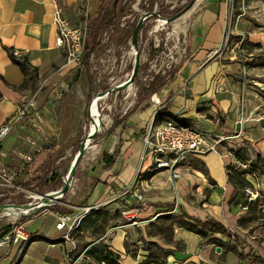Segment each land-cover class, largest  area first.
Masks as SVG:
<instances>
[{
  "label": "crops",
  "instance_id": "1",
  "mask_svg": "<svg viewBox=\"0 0 264 264\" xmlns=\"http://www.w3.org/2000/svg\"><path fill=\"white\" fill-rule=\"evenodd\" d=\"M103 2L105 0H0V125L14 113L21 100L35 91L40 89L38 102L42 109H46L55 87L60 86L65 91V79L70 70L61 69L66 61V52L56 45L53 18L57 8H62L73 22L82 23L84 16L98 12ZM215 18L217 15L209 11L199 21L197 19L199 31L193 39L192 60L169 85L155 93L162 105H156L150 98V105L114 125L116 134L111 137V143L117 146L121 142L119 155L96 180L91 177L92 183L84 184L85 188L89 186V191L82 190L77 205L66 203L75 210L66 212L53 205L27 217L22 221L25 230L40 236L28 242L23 254L20 253L23 240L1 243L0 264H67L65 252L72 245L54 238L60 234L55 227L56 212L68 213L75 218L82 216L76 231L80 235V239L76 238L77 249H84L80 247L82 241L86 242L84 247L93 246L81 264H103V260L98 258L101 251L98 253L96 249H103L105 254L110 252L118 264H245L254 256L252 254L264 258L261 246L250 254L244 251L247 256L240 259L236 253L225 251L219 245L221 241H230L229 237L219 233L203 236L177 225L173 243L163 244L167 252L165 257L160 262H147L145 253L127 248L130 232L127 227L132 226H122L117 219L127 207L140 206V216L147 217L166 209L163 205L175 204L176 208L180 205L181 211L192 216L215 218L232 228L227 223L230 209L228 205L221 204L220 192L221 188L229 189L226 164L234 161L229 155L225 156V142L219 151L188 155L178 167L181 173L176 179L169 170L153 171L151 159L141 161L146 129L155 120L173 119L206 131L213 139L234 135L240 129V113L243 111L245 124H250L254 116L264 122V97L255 92L256 79H246L245 64L232 57L226 61L215 58L216 53L209 56L221 41V23L214 24ZM209 25L213 26L209 29ZM14 48L22 52L21 58L12 55ZM19 61L26 62L28 72ZM219 85L223 86V91H217ZM62 103L57 101L50 115L57 125L56 107ZM159 109L161 112L158 114ZM261 129L264 130V125ZM260 133L263 134L262 131ZM248 134L249 144L258 145L264 152V137L251 129ZM16 135L14 132L7 138L6 149L12 146ZM233 139L241 140L231 138L227 141ZM192 161L201 163L203 169ZM141 167L140 190L144 191V199L139 205L135 191L128 186ZM206 188L209 190V202L205 207L194 206L192 202L185 206L189 195H200ZM63 202L62 199L57 205L61 206ZM86 208L91 211L86 213ZM176 208L173 212L177 211ZM165 213L168 212H160V215ZM100 224L102 226L98 227ZM111 227L117 228L109 239L97 243L98 237Z\"/></svg>",
  "mask_w": 264,
  "mask_h": 264
},
{
  "label": "rangeland",
  "instance_id": "2",
  "mask_svg": "<svg viewBox=\"0 0 264 264\" xmlns=\"http://www.w3.org/2000/svg\"><path fill=\"white\" fill-rule=\"evenodd\" d=\"M153 1L154 4L151 0H122L117 9L120 26L118 29L104 31L99 48L90 56L89 68L83 64L77 71L67 72L65 91L58 100V103H63L56 107L59 131L55 140L22 171L20 183L24 191L14 193L10 189H1L0 192L4 194L0 196V204H27L34 200L31 195L60 189L81 143L88 138L90 127L94 130L104 121L95 137L91 141L87 140L90 146L75 171L70 191L62 197L63 204H54L66 212L75 210L66 203L77 205L82 190L89 191V186L85 188L84 184L92 183L91 177L96 180L111 163V156L116 148L111 143V137L116 134L114 125L150 105V98L153 101V95L169 85L192 60L193 39L199 31L196 26L197 19L199 21L209 11L217 15L214 24L221 23V41L214 50L217 51L215 58L226 61L232 57L245 64L246 79H256L258 83L254 86L255 92L264 97V0H195L194 5L181 16L165 23L162 18H170L185 10L192 0ZM111 4L112 0L104 2L106 12L112 10ZM149 11H155L157 15L148 17L140 31L141 64L138 75L129 88L118 91L117 86L131 77L135 64L133 29ZM88 20L89 16H84L81 22L87 24L89 43L91 23ZM211 26L213 25L208 28ZM155 76L162 78V84H152ZM108 90V96L98 102L99 112L96 111V105L91 108L90 114L95 119L99 117L91 126L90 106L95 98ZM250 122L245 124V121L241 140L224 141L223 150L227 153L225 156L229 155L234 159L226 164V171L230 172L238 185L229 183L228 190L220 189L223 199L221 204L228 205L230 209L227 223L237 234V243L246 254L254 249L258 250L259 246L264 248V161L257 158L258 155L264 157V152L258 145H250L246 138L250 129L259 134L262 131L263 138L264 130L261 126L264 122L261 123V118L255 116ZM238 150L248 157L246 161L235 156V151ZM194 165L203 169L201 163ZM146 194L145 192V197ZM208 200L209 190L206 188L200 195H189L185 206L192 202L194 206L205 207ZM139 205H142L141 202ZM176 213L180 215V212ZM32 214V210L22 213L20 209L0 212V235L8 233L13 226ZM164 216L160 212L147 217L140 216V223L127 227L130 231L127 235V248L145 253V260L151 255L161 259L163 253L160 248H164L163 244L173 243L174 230L180 220ZM117 219L120 225L126 223L123 215H119ZM75 236L80 239L77 232ZM85 245V241L80 243L81 248H86Z\"/></svg>",
  "mask_w": 264,
  "mask_h": 264
},
{
  "label": "built area",
  "instance_id": "3",
  "mask_svg": "<svg viewBox=\"0 0 264 264\" xmlns=\"http://www.w3.org/2000/svg\"><path fill=\"white\" fill-rule=\"evenodd\" d=\"M53 23L56 26V45L66 52V61L61 69L67 68L68 70L77 71L84 64L88 37L87 24L73 22L62 8H57L55 11ZM216 52L211 51L209 56ZM11 53L15 57L21 58L22 56V52L19 49L14 48ZM223 90V86L219 85L217 91ZM39 92L40 89L21 100L17 104L14 113L0 125V191L1 189H10L14 193L24 191L20 183L22 171L53 143L59 131V125L52 121L50 115L53 106L63 97L64 89L60 86L54 88L48 98L46 109H42L39 105ZM109 93L110 91L108 90L103 95H100L97 102L104 99ZM152 98L156 105H162V101L156 98L155 94ZM159 111L160 109L157 110V113ZM245 121L246 118L243 111L240 113L239 120L241 129L234 135L221 136L216 139L211 138L206 131L180 124L173 119L160 122H156V120L152 121L148 125L144 135L141 161L143 163L147 159H151L153 171L166 169L171 171L173 177H177L180 175L178 167L188 155H201L211 151H219V147L224 141L242 137ZM14 132L17 134L16 138L12 146L6 149V140ZM37 134L41 137L39 138ZM141 177L142 167L137 170L132 182L128 186V189L135 191L138 202H142L144 199V193L140 190ZM3 194L0 192V196ZM31 196L34 197L33 201H37L38 198L36 197L39 195ZM90 211L89 208L85 210L86 213ZM140 212V206L125 208L122 211V215L126 219V223L122 226L140 223ZM55 214L57 218L55 227L60 234L54 238L65 243H71L72 245L65 252L67 264H81L93 246H87L80 251L77 249L75 232L80 226L82 216L75 218L68 213L56 212ZM116 228L111 227L100 240L109 239ZM38 236L40 235L28 233L24 228L23 222H20L1 238L0 244H10L13 241L23 240L24 243L20 252L23 254L28 242ZM252 255L260 257L255 254ZM103 264H106V262L103 261ZM245 264H264V258H250Z\"/></svg>",
  "mask_w": 264,
  "mask_h": 264
},
{
  "label": "trees",
  "instance_id": "4",
  "mask_svg": "<svg viewBox=\"0 0 264 264\" xmlns=\"http://www.w3.org/2000/svg\"><path fill=\"white\" fill-rule=\"evenodd\" d=\"M106 1V0H105ZM122 2V0H112V10L109 12H106V8L104 7V2L101 3L98 12L91 14L89 13V22L91 23V32H90V40L89 43L87 42V46H86V54H85V58H84V65L87 67V69L89 68V61H90V56L92 54V52H94L97 48H99L100 44H101V40L104 34V31L111 29V28H116L118 29V27L120 26V22L118 20V6L119 4ZM151 3L154 4V1L151 0ZM136 27V25H135ZM134 27V29H135ZM133 29V31H134ZM133 35V34H132ZM139 41H140V35H139ZM19 63L21 64V66L23 67L24 71L28 72L29 68L28 65L26 64L25 61H19ZM162 78L160 76H155L153 79V85H157V84H162ZM92 90V89H91ZM94 105V103H93ZM92 105V106H93ZM92 108V107H91ZM92 110V109H91ZM161 112V110L158 112V114ZM156 122H158L156 120ZM121 149V142L116 146L114 153L112 154L111 158V162L114 161L120 152ZM235 156L243 161H246L248 159L247 156L243 155L242 151L238 150L235 151ZM258 160L260 161H264V157H262L261 155H258ZM228 175V180L229 183L233 184V185H238L236 180H234V178L231 177L230 172H227ZM166 207V209L160 211V212H168L165 213L163 215H165V218H179V226H183L185 228H187L188 230L197 232L201 235H207V234H223L227 237L230 238V241L228 242H223L221 241L219 243L220 246H222L224 248L225 251H232L234 253H236L240 259L245 258L247 255L244 252V249H242L238 243H237V234L235 233V231L228 227L227 225H225L223 222L219 221L218 219L215 218H207V219H202L199 217H195L192 216L190 214H188L185 211H181V206L179 205V207L177 208V211H181L180 215H177V211L173 212L176 208L175 204H168V205H163ZM172 212V213H169ZM102 225H98V227H101ZM2 233V232H1ZM6 234V233H5ZM5 234L0 235V238H2ZM103 235H101L100 237H98V240H100L102 238ZM105 239L100 240L97 243H101L103 242ZM212 242H216L213 241L214 239H211ZM162 250V258L165 257L166 255V251L164 248H160ZM97 252L101 251L99 253L98 258L101 260H103L104 262H106V264H118V262L112 257L111 253H104L103 249L98 250L96 249ZM154 255L149 256V259L147 260V262L150 261H157L160 262V258H153ZM262 259L261 257H255L252 256L251 259ZM161 264H164L163 262H161Z\"/></svg>",
  "mask_w": 264,
  "mask_h": 264
},
{
  "label": "water",
  "instance_id": "5",
  "mask_svg": "<svg viewBox=\"0 0 264 264\" xmlns=\"http://www.w3.org/2000/svg\"><path fill=\"white\" fill-rule=\"evenodd\" d=\"M194 3H195V0H192V2L186 7L185 10L175 14L174 16H172L170 18H166V19L162 18V17L161 18L165 21L171 22V21L177 19L179 16H181L184 13V11L191 8L194 5ZM153 15H157V13L155 11L146 12L140 18L139 22L137 23V25L133 31L132 44L136 49L135 64H134V68H133L131 77L127 81H125L122 84H119L117 86L118 91L129 88L135 82V79L138 75L140 64H141V50L139 48L140 31H141V29L145 23V20L148 17L153 16ZM99 98H100V96L98 98H96V100L98 101ZM90 113H91V106H90V110H89V117H90L91 122H95L94 117ZM103 125H104V122L101 121L100 125H98V128L96 127V129H94V130L90 129V132L88 133L87 137L90 139L94 138L96 133L100 130L99 127L100 126L102 127ZM88 138H86L81 143L80 150L77 153V155H76V157L72 163V166L70 167V169L67 173V176L64 179V184L60 189L41 194L38 197H36V198H38L37 201H33V202H30L27 204L1 203L0 204V212L6 211L8 209H20V210H32L33 213H39V212H42L43 210H45L46 208L60 202L62 197L65 196L71 189L73 179H74V175H75V171L77 170L78 165H79L84 153L87 150V147H88L87 139ZM177 207H178V205H177ZM218 250H221V247H218Z\"/></svg>",
  "mask_w": 264,
  "mask_h": 264
},
{
  "label": "bare ground",
  "instance_id": "6",
  "mask_svg": "<svg viewBox=\"0 0 264 264\" xmlns=\"http://www.w3.org/2000/svg\"><path fill=\"white\" fill-rule=\"evenodd\" d=\"M162 21H163L164 23L166 22L165 20H162ZM93 103H94V105H96V106H95V107H96V111L99 112V107H98V102H97V100H94ZM93 103H92V105H93ZM92 105H91V107H92ZM98 118H99V117H98ZM98 118H96V119L94 118V119L97 120ZM100 119H101V117H100ZM97 122H98V121H97ZM94 123H95V122H91V126H92ZM90 129H91V127H90ZM88 139L91 141L90 138H88ZM88 139H87V140H88ZM87 144H88V146H90L88 142H87ZM9 211H11V210H9ZM22 211L27 212V210H22Z\"/></svg>",
  "mask_w": 264,
  "mask_h": 264
}]
</instances>
